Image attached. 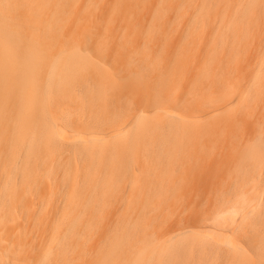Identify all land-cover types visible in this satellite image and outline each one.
<instances>
[{"label":"bare ground","instance_id":"6f19581e","mask_svg":"<svg viewBox=\"0 0 264 264\" xmlns=\"http://www.w3.org/2000/svg\"><path fill=\"white\" fill-rule=\"evenodd\" d=\"M0 264H264V0H0Z\"/></svg>","mask_w":264,"mask_h":264}]
</instances>
